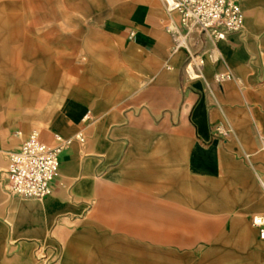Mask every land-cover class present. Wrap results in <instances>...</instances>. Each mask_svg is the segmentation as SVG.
I'll return each mask as SVG.
<instances>
[{
  "label": "rangeland",
  "instance_id": "obj_1",
  "mask_svg": "<svg viewBox=\"0 0 264 264\" xmlns=\"http://www.w3.org/2000/svg\"><path fill=\"white\" fill-rule=\"evenodd\" d=\"M153 2L0 0V180L8 153L58 117L50 104L52 82L61 87L62 101L70 85L82 92L95 80L107 85L109 70L120 66L114 45L101 35L104 20L118 8ZM250 2L254 15L263 17L264 0ZM11 95L19 104L8 101ZM8 107L13 115L5 118ZM247 154L262 167L244 161L214 178L194 177L158 141L151 152L130 153L116 172L96 181L93 199L80 193L12 200L0 187V264H264V242L251 226L254 216H264L254 205L257 191L264 197L256 178L264 179V155L259 143ZM37 209L53 213L44 237L2 236L10 213ZM88 227L90 236L79 238L68 260L64 239ZM24 247L30 258L16 259Z\"/></svg>",
  "mask_w": 264,
  "mask_h": 264
},
{
  "label": "crops",
  "instance_id": "obj_2",
  "mask_svg": "<svg viewBox=\"0 0 264 264\" xmlns=\"http://www.w3.org/2000/svg\"><path fill=\"white\" fill-rule=\"evenodd\" d=\"M157 1L118 8L101 24V35L114 45L120 60L114 72L109 70L107 85L98 86L91 80L92 86L86 84L83 92L70 85L60 101L61 87L52 82L50 104L57 106L58 117L38 132L39 139L52 145L56 135L70 138L81 131L84 143L74 142L59 155V173L50 196L81 193L85 200L93 199L99 191L96 181L116 172L130 153L151 152L158 141L166 151L177 153L194 177L214 178L228 166L243 165L244 161L252 169L262 167V162L251 161L253 156L247 152L258 146L261 131L257 122L264 125V16L254 15L253 1L243 0L240 31L228 34L216 47L203 34L192 31L186 40L187 50L173 51L171 36L163 25L169 20ZM170 23L184 31L177 15ZM187 51L204 59L201 79L190 81L184 75ZM225 71L231 72L233 79L215 83L213 75ZM14 98L19 104L16 96L11 95L8 101ZM11 115V107L4 110L5 118ZM23 115L26 112L20 113ZM217 127L229 134L221 137ZM256 178L264 183L260 176ZM0 187L8 199L22 200L7 194L4 176ZM127 199L137 198L130 195ZM254 205L264 210V197L258 191ZM21 212L10 213L8 227L1 228L2 236L6 239L11 232L13 240L44 237L52 211ZM57 232L64 239V230ZM69 233L64 239L67 259L73 257L72 248L77 247L79 238L90 236L89 227ZM3 245L0 242L1 254ZM15 257L29 259L30 248L24 247Z\"/></svg>",
  "mask_w": 264,
  "mask_h": 264
},
{
  "label": "built area",
  "instance_id": "obj_3",
  "mask_svg": "<svg viewBox=\"0 0 264 264\" xmlns=\"http://www.w3.org/2000/svg\"><path fill=\"white\" fill-rule=\"evenodd\" d=\"M169 22L161 23L171 36L172 50L186 48V40L192 31L203 34L213 46L226 39L228 34L243 28L244 15L241 8L243 0H159ZM178 16L181 32L170 20ZM216 59V53H214ZM204 59L187 51L183 68L184 75L190 81L203 77ZM231 72L225 71L213 75V81L222 84L232 80ZM216 133L226 137L229 130L216 128ZM260 151L264 155V132L258 133ZM74 142L84 143L81 131L73 137L54 136V144L43 143L38 133L30 134L19 148L7 155V165L3 171L7 194L22 200H41L52 194V184L59 173V155ZM249 160V156L245 155ZM261 185L260 179H258ZM252 226L257 230L260 240H264V216L252 218Z\"/></svg>",
  "mask_w": 264,
  "mask_h": 264
},
{
  "label": "bare ground",
  "instance_id": "obj_4",
  "mask_svg": "<svg viewBox=\"0 0 264 264\" xmlns=\"http://www.w3.org/2000/svg\"><path fill=\"white\" fill-rule=\"evenodd\" d=\"M261 187L264 190V183L263 182H261Z\"/></svg>",
  "mask_w": 264,
  "mask_h": 264
}]
</instances>
